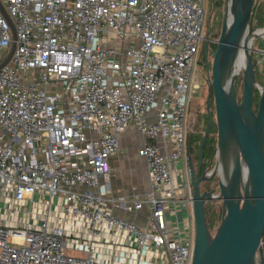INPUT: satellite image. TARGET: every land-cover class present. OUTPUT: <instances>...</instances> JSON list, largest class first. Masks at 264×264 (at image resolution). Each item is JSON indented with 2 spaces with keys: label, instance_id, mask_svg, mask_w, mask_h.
Listing matches in <instances>:
<instances>
[{
  "label": "built area",
  "instance_id": "obj_1",
  "mask_svg": "<svg viewBox=\"0 0 264 264\" xmlns=\"http://www.w3.org/2000/svg\"><path fill=\"white\" fill-rule=\"evenodd\" d=\"M0 1V264H192L206 1ZM129 128L151 185L117 195Z\"/></svg>",
  "mask_w": 264,
  "mask_h": 264
},
{
  "label": "water",
  "instance_id": "obj_2",
  "mask_svg": "<svg viewBox=\"0 0 264 264\" xmlns=\"http://www.w3.org/2000/svg\"><path fill=\"white\" fill-rule=\"evenodd\" d=\"M255 1L226 0L225 20L208 66L210 120L202 139L201 155L215 121L219 136L215 153L220 189L218 193L215 189L201 191L200 178H195L192 171L195 223L192 264H264V71L260 88L256 84L259 60L254 58V51H259L264 70V26H253ZM256 37H263L262 46L250 48L248 43ZM15 45L14 42L0 68L9 61ZM242 50L245 66L241 70L243 89L239 99L236 81L240 72H236L235 65ZM205 53L208 56L209 40ZM255 89L260 92L257 110L254 108ZM212 94L215 116L211 110ZM210 199H219L223 203L222 221L214 234L207 216Z\"/></svg>",
  "mask_w": 264,
  "mask_h": 264
},
{
  "label": "rangeland",
  "instance_id": "obj_3",
  "mask_svg": "<svg viewBox=\"0 0 264 264\" xmlns=\"http://www.w3.org/2000/svg\"><path fill=\"white\" fill-rule=\"evenodd\" d=\"M206 1V9H207V16H206V23H205V31L204 34L205 40L207 42V39L213 40V39H218L221 33V29L223 26V22L225 20V12H226V0H205ZM263 37H256L254 38L255 46L254 48H260L262 46ZM254 58L258 59L259 62L261 63V54L259 51H254ZM200 63L203 64V53L200 54ZM239 60L237 58L236 60V65H235V70L238 69L239 67ZM263 66L262 63L258 69V80L263 81ZM239 77L238 80L236 81V88H237V94L238 98H241L242 94V89H243V81H242V71H239ZM208 75L206 74V71L204 69V64L203 67L197 72V78L196 82L201 83L200 88H196V91L194 92L193 99L190 102L189 105V132L192 131L193 138L194 136L196 137V133H201L203 134L205 132L206 126H207V103H208V83L207 79ZM259 102V101H258ZM256 106L258 107V103H256ZM211 110L213 111V103L211 104ZM215 116V115H214ZM210 137L209 138H215L216 139V144H217V138L218 132H217V126L212 127L211 132H210ZM131 140V149H130V154L134 156V159L130 163H124L122 166V173H120L124 176L128 174L132 169L130 167H137L141 163L140 156L138 154L137 150V138L136 136H130ZM140 140H142L140 138ZM222 201H210L207 204V214L208 218L210 219L211 217V211L215 210L216 215H214L215 224L211 228V232L214 234L218 225L220 224L221 220V215H222ZM263 246H264V235H263Z\"/></svg>",
  "mask_w": 264,
  "mask_h": 264
},
{
  "label": "flooded vegetation",
  "instance_id": "obj_4",
  "mask_svg": "<svg viewBox=\"0 0 264 264\" xmlns=\"http://www.w3.org/2000/svg\"><path fill=\"white\" fill-rule=\"evenodd\" d=\"M209 40V53L208 56H206L205 53V58L203 61L204 64V69L206 71V74L208 75V94H209V90H210V84L211 81L209 80V70H208V66L209 64H211L214 53H215V49L213 47H210V42L211 43H216V39ZM217 47V46H216ZM200 57V54H199ZM200 59L198 58V62L196 65L195 69V78H197V72L203 67V64L200 63ZM261 63L258 62L257 64V70L259 69ZM258 74V71H257ZM197 83V82H196ZM202 85L201 83H197V88H200ZM212 102H213V111L215 112V104H214V98H213V94H212ZM254 108L255 110H257L255 101H254ZM196 137L192 135V131H190L188 133L189 136H187V143H186V161H187V165H186V170L188 172L189 175V180L190 183L192 185L191 182V175H192V171H194V175L195 178H200L199 179V185L201 186V191H212L215 189V193L219 192V184H220V170L218 167V160H217V153H215V148L213 149V151H210V144H208V139L205 143V146L203 148V152L201 155V144H202V139L204 137V133H196ZM193 187V186H192ZM210 201H221L219 199H210L207 201V203Z\"/></svg>",
  "mask_w": 264,
  "mask_h": 264
},
{
  "label": "crops",
  "instance_id": "obj_5",
  "mask_svg": "<svg viewBox=\"0 0 264 264\" xmlns=\"http://www.w3.org/2000/svg\"><path fill=\"white\" fill-rule=\"evenodd\" d=\"M135 136L132 128H129L121 138V151L119 154L112 156L111 162L113 166L112 174V189L115 194H122L129 192L130 186L132 184H137L141 189L147 187L150 184L148 171L146 168L145 160L141 159L139 166L130 167L132 170L126 174L122 175V165L124 163H130L134 156L130 154L131 140L130 136ZM137 138V137H136ZM138 141V139H137ZM138 143V142H137ZM124 170V169H123ZM121 171V173H120Z\"/></svg>",
  "mask_w": 264,
  "mask_h": 264
},
{
  "label": "trees",
  "instance_id": "obj_6",
  "mask_svg": "<svg viewBox=\"0 0 264 264\" xmlns=\"http://www.w3.org/2000/svg\"><path fill=\"white\" fill-rule=\"evenodd\" d=\"M255 5H254V9H253V17H252V23H253V26L254 27H263L264 26V0H256L255 1ZM217 44L216 43H211L210 42V47H213V48H216ZM205 49H206V41L203 42L202 44V47L200 49V54L203 53V61H204V58H205ZM238 60H239V56H238ZM238 80V79H237ZM262 83V81H260ZM259 96H260V92L258 89H255L254 91V101L256 103H258L259 101ZM257 107V106H256ZM213 114L215 115V112L213 111ZM206 117L208 120L209 119V115H208V111L206 113ZM208 120H207V123H208ZM214 126H217L216 125V122L214 121ZM208 144H210V151H213V149L215 148V145H216V139L214 138H209L208 139ZM216 211L215 210H212L211 211V217L209 219V227L210 229L212 228V226L215 224V219H214V215H216ZM208 216V214H207Z\"/></svg>",
  "mask_w": 264,
  "mask_h": 264
},
{
  "label": "bare ground",
  "instance_id": "obj_7",
  "mask_svg": "<svg viewBox=\"0 0 264 264\" xmlns=\"http://www.w3.org/2000/svg\"><path fill=\"white\" fill-rule=\"evenodd\" d=\"M259 33H261L262 34V30H259L258 31ZM248 45H249V47L251 48V47H254L255 46V42H254V40H250V42L248 43ZM241 54H239V67H238V69H236V72H238L239 73V71H241L243 68H244V66H245V53L243 52V50L240 52ZM221 168V167H220ZM221 170H222V168H221Z\"/></svg>",
  "mask_w": 264,
  "mask_h": 264
}]
</instances>
